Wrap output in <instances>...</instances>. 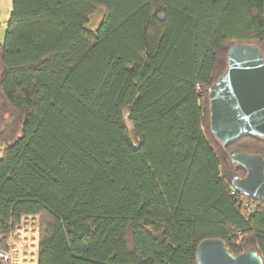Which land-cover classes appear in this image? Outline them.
<instances>
[{
    "label": "trees",
    "instance_id": "obj_1",
    "mask_svg": "<svg viewBox=\"0 0 264 264\" xmlns=\"http://www.w3.org/2000/svg\"><path fill=\"white\" fill-rule=\"evenodd\" d=\"M236 43L264 54V0H11L0 264L27 216L26 264H197L208 238L264 264V202L232 187L245 171L230 159L264 160V139L223 145L209 127L208 89Z\"/></svg>",
    "mask_w": 264,
    "mask_h": 264
},
{
    "label": "water",
    "instance_id": "obj_2",
    "mask_svg": "<svg viewBox=\"0 0 264 264\" xmlns=\"http://www.w3.org/2000/svg\"><path fill=\"white\" fill-rule=\"evenodd\" d=\"M162 19L163 17L160 16ZM209 127L226 145L245 136L264 139V54L254 44L236 43L226 54V68L208 89ZM230 159L245 171L231 185L244 196L264 202V160L259 154L234 151ZM197 264H263L254 250L231 254L218 238L202 240Z\"/></svg>",
    "mask_w": 264,
    "mask_h": 264
},
{
    "label": "rangeland",
    "instance_id": "obj_3",
    "mask_svg": "<svg viewBox=\"0 0 264 264\" xmlns=\"http://www.w3.org/2000/svg\"><path fill=\"white\" fill-rule=\"evenodd\" d=\"M11 11V0H0V42L3 40L6 22ZM102 18V10H96L90 17L87 27L95 29ZM14 235L19 239L11 250L12 264L34 262L37 237V217H24Z\"/></svg>",
    "mask_w": 264,
    "mask_h": 264
},
{
    "label": "built area",
    "instance_id": "obj_4",
    "mask_svg": "<svg viewBox=\"0 0 264 264\" xmlns=\"http://www.w3.org/2000/svg\"><path fill=\"white\" fill-rule=\"evenodd\" d=\"M199 88V87H198ZM9 258V253L0 250V259L7 260Z\"/></svg>",
    "mask_w": 264,
    "mask_h": 264
},
{
    "label": "crops",
    "instance_id": "obj_5",
    "mask_svg": "<svg viewBox=\"0 0 264 264\" xmlns=\"http://www.w3.org/2000/svg\"><path fill=\"white\" fill-rule=\"evenodd\" d=\"M10 16V15H9ZM7 20H5V22H6ZM0 155H1V150H0Z\"/></svg>",
    "mask_w": 264,
    "mask_h": 264
}]
</instances>
